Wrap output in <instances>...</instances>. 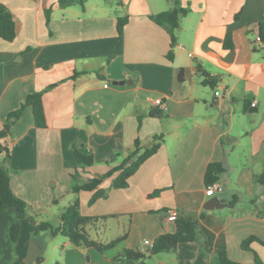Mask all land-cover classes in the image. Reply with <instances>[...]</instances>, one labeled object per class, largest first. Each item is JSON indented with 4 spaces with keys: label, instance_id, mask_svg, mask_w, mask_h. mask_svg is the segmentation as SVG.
<instances>
[{
    "label": "crops",
    "instance_id": "crops-1",
    "mask_svg": "<svg viewBox=\"0 0 264 264\" xmlns=\"http://www.w3.org/2000/svg\"><path fill=\"white\" fill-rule=\"evenodd\" d=\"M0 4L12 12L17 31L12 41L0 38V129L6 115L38 91L45 123L36 127L26 106L2 140L10 159L1 152L0 169H8L11 190L30 213L1 212L0 264H41L27 260L34 239L43 251L52 243L64 264H119L115 257L123 249L145 251L143 240L175 231L176 220L167 219L171 211L176 219L197 220V240L150 255L147 264H217L218 250L240 264H258L254 254L264 264V246L253 242L252 251L240 246L249 236L264 241V186L254 180L264 170V0ZM174 5L187 13L171 49L169 33L150 16ZM124 15L119 34L117 18ZM257 35L261 43L255 42ZM203 70L217 79L214 87L202 82ZM154 135L162 136L158 150L127 187H112L115 173L103 180L106 194L93 204L88 203L93 191L78 194L83 215L110 216L89 227L90 237L102 243L124 240L100 253L48 231L36 235L38 222L50 224L51 214L56 227L75 197L70 192L77 167L74 143L94 160L78 168L75 182L82 183L119 164L136 138L146 146ZM209 163L224 168L217 179L222 190L212 196L205 195ZM233 196L238 199L229 204ZM211 197L225 206L205 210ZM14 221L20 228L15 243L9 234Z\"/></svg>",
    "mask_w": 264,
    "mask_h": 264
},
{
    "label": "trees",
    "instance_id": "trees-1",
    "mask_svg": "<svg viewBox=\"0 0 264 264\" xmlns=\"http://www.w3.org/2000/svg\"><path fill=\"white\" fill-rule=\"evenodd\" d=\"M83 5L84 0H79ZM108 1V0H105ZM175 3L176 0H171ZM187 11L183 8H179L174 5L172 8L158 12L151 15L150 18L159 26L165 28L170 35V47L172 49L175 44V31L179 28L181 19L186 15ZM46 22L49 20V10H46ZM127 21V16H120L117 18V31L122 33L123 26ZM261 28V27H260ZM261 30V29H260ZM16 22L10 9L0 4V38L6 41H12L16 37ZM229 39V35L226 36V40ZM231 47V46H230ZM169 50L166 54L168 60L173 59L172 50ZM204 84L214 87L217 83V79L211 77L207 71H202ZM178 79H182V70L178 73ZM51 87V86H50ZM42 92H34L26 95L20 106L13 111H10L5 118V122L0 129V153L5 154L6 160L10 159V151L6 145L2 144V140L10 133V128L14 122L20 117L21 111L24 107L29 106L32 109L34 118V124L36 127L42 128L44 123V112L42 108L41 100ZM153 114L160 115L157 111L149 112L150 116ZM162 141L161 135H154L146 146H143L138 138L133 142L132 149L123 158V160L116 166L111 167L107 172L94 176L82 183H76L75 179L78 174V168L85 169L90 167L93 163V156L90 153L82 151L78 144H73V157L76 161L77 167L74 173L70 175L72 183L70 185V192L75 195L74 199L69 202L59 215V223L56 227L45 221H39L36 229V235L39 232L48 231L50 235H61L67 238L70 243L76 247L93 248L96 251L102 253L108 249L114 247L118 242L124 240L125 236L118 237L110 242L102 243L94 240L90 237L88 229L94 226L101 220H104L110 216H88L83 215L80 212V203L78 194L80 191H93V195L89 200V205L93 204L99 197H103L106 194V190L101 187V183L106 178H110L115 173L116 176L112 179V187L125 188L128 186V179L132 176L141 163L147 158L152 156L158 150ZM224 168L220 163H209L206 166L204 172V180L206 184L216 182L218 175L223 172ZM254 180L264 186V170L254 177ZM156 194V193H155ZM238 197L233 196V199L229 201V204H234ZM6 208H14L18 212L30 213V207L19 197H17L10 187V175L7 168L0 169V214ZM34 217V216H33ZM201 217V216H200ZM35 218V217H34ZM176 228L174 232L164 233L154 239L151 247L145 251L137 249H123L115 260L119 264H147L146 259L150 255L157 254L159 252L171 251L177 247L180 243H188L197 240L198 235V223L197 220L191 218H178L176 219ZM19 224L14 221L9 228L10 239L15 243L19 236ZM258 242L264 246V241L255 236H249L241 241V248L243 250H251L250 244ZM255 261L258 264H262L255 256ZM42 256L37 259V263H41ZM216 263L217 264H240L229 259L225 251H216ZM53 264H60L55 261Z\"/></svg>",
    "mask_w": 264,
    "mask_h": 264
},
{
    "label": "built area",
    "instance_id": "built-area-1",
    "mask_svg": "<svg viewBox=\"0 0 264 264\" xmlns=\"http://www.w3.org/2000/svg\"><path fill=\"white\" fill-rule=\"evenodd\" d=\"M254 40L257 43H261V39H260L259 35H257ZM104 86H106V85H104ZM215 94L217 95L218 92L215 91ZM154 103L156 105H158V106H161V107L163 106V102H162L161 99H156L154 101ZM254 105H255V102H252L251 106H254ZM221 190H222V185L218 181L210 183V184H206V186H205V195L206 196H212L215 192H220ZM176 218H177L176 217V213L174 211H171L168 214V216H167V219L170 220V221H174V220H176ZM152 244H153L152 241H149L147 239L143 240V245L145 246L144 250H146L149 247H151Z\"/></svg>",
    "mask_w": 264,
    "mask_h": 264
},
{
    "label": "water",
    "instance_id": "water-1",
    "mask_svg": "<svg viewBox=\"0 0 264 264\" xmlns=\"http://www.w3.org/2000/svg\"><path fill=\"white\" fill-rule=\"evenodd\" d=\"M225 204L221 203L217 197H211L209 198L205 204L203 205V208L205 210H213L215 208H222ZM43 249L39 242L37 240H32L29 245L28 249V261H36L39 257L42 256Z\"/></svg>",
    "mask_w": 264,
    "mask_h": 264
},
{
    "label": "rangeland",
    "instance_id": "rangeland-1",
    "mask_svg": "<svg viewBox=\"0 0 264 264\" xmlns=\"http://www.w3.org/2000/svg\"><path fill=\"white\" fill-rule=\"evenodd\" d=\"M76 180H79V178H77ZM56 214H58V212H56ZM46 219L50 222L51 225L55 224V222L57 220L56 219V215H53V214H51ZM103 240H105V239H103ZM45 248L46 249H44V251L42 253V261H41V264H53L55 261H57V259H59L58 262L60 264H64L65 259L59 258L58 249H56L55 251L52 250V243H50V245H46ZM107 251H110V250L108 249ZM85 260L87 261V257H85Z\"/></svg>",
    "mask_w": 264,
    "mask_h": 264
}]
</instances>
